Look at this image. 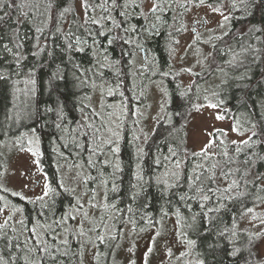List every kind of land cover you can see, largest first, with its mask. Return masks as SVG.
Segmentation results:
<instances>
[{
	"label": "trees",
	"instance_id": "trees-1",
	"mask_svg": "<svg viewBox=\"0 0 264 264\" xmlns=\"http://www.w3.org/2000/svg\"><path fill=\"white\" fill-rule=\"evenodd\" d=\"M223 1L206 3L217 6ZM229 1L235 8L231 6L226 35L213 43L212 63L196 73L190 84H184L172 68L171 49L178 32L172 10L162 31L147 39L143 36L146 19L121 15L120 9L111 8V0L106 4L105 0H88L92 8L87 17L78 0H0V139L35 129L41 161L55 190L44 202L13 195L1 187L0 193L23 210L27 227L38 220L39 233L46 232L42 238L48 245L67 253L59 256L57 264H82L75 232H70L66 246L51 237L53 230L62 229V218L76 200L62 182V160L71 165L82 162L89 184L104 185L106 208L115 212L118 230L128 222L137 228L152 225L174 212L183 230H188L187 239L195 241L192 249L204 264H264L258 248L264 236V210L256 211L264 205V179H257L264 177V0ZM108 16L111 18H105ZM92 19L100 24H93ZM77 40L87 44L77 45ZM140 53L154 63L148 64L143 75L136 74L134 81L133 61ZM214 75L221 78L219 82H211ZM156 79L163 80L168 90L165 116L144 143L137 145L133 111L146 103L147 86ZM104 82L117 88L113 96L126 107L129 118L120 139L117 192L111 191V183L104 184L111 180L115 163H105L100 144L104 121L91 104L97 84ZM202 103L220 104L234 125L249 136L253 131L258 135L249 144H233L221 129L223 134H212L213 152L193 155L200 151L188 145L187 127L197 111L193 105ZM138 148L143 149L142 158H138ZM157 159L158 165L154 163ZM174 159H179V169L174 167ZM137 164L143 168L146 183L143 194L133 200L130 193ZM233 181L238 186L225 193ZM240 192L244 195L238 196ZM204 195L210 199L204 201ZM228 195L234 198L228 199ZM248 208L254 211L248 213ZM246 219L254 223L252 227ZM254 227L259 231H253ZM8 230L6 237L0 235L2 256L13 264L33 260L40 264L42 254L29 251L35 242L24 241L16 229ZM251 237L255 238L250 241Z\"/></svg>",
	"mask_w": 264,
	"mask_h": 264
},
{
	"label": "rangeland",
	"instance_id": "rangeland-1",
	"mask_svg": "<svg viewBox=\"0 0 264 264\" xmlns=\"http://www.w3.org/2000/svg\"><path fill=\"white\" fill-rule=\"evenodd\" d=\"M152 2L153 0H123L117 4L121 6L118 9L126 15L125 17L142 16L146 19L143 36L147 39L162 31L167 23V14L172 13V19H178V32L171 49L172 68L177 71L184 84H190L196 73L203 71L212 63L213 43L216 38L224 35L228 30L229 21L221 28L222 16L212 12L207 7L208 3L196 7L186 3V0H162L163 11L152 14L149 12ZM78 3L81 6V0H78ZM230 4L231 1L225 0L217 6L222 5L224 15L229 16ZM124 5L127 6L124 7ZM111 8L116 7L111 6ZM170 10H172L171 13H169ZM76 44L83 46L87 43L77 40ZM149 63H154V60L146 53H140L134 58V81H137L136 74L141 73L143 75L147 71ZM185 69H191V72L185 71ZM220 79L214 75L211 77V82H219ZM115 92H117L116 87L112 86L110 82H104L97 84L91 98V104L104 121L101 147L105 161L109 163L119 162L120 157L119 153L113 157L110 149L115 145H108L106 141L114 138L112 133H118L117 144L120 148L123 126L129 119L126 107L113 96ZM167 102L166 83L161 79L152 81L147 86L146 103L135 107L133 111L134 120H131V123H133L134 137L137 143H144L153 132L157 122L165 116ZM208 104L202 103L205 107L196 111L189 121L187 142L192 149L200 151L207 143L208 137L193 134L194 129L203 127H207L210 132H212L213 127L225 130L229 141L240 143V141L247 139L249 132L240 128L239 132L232 131L233 121L227 117L224 109L219 108V112L225 116L224 120L219 121L214 118L217 110L206 107ZM28 140H32L33 145H29ZM37 141L40 153L39 139L33 132L14 137L4 136L0 139V187L12 193H19L18 196L30 200H37L36 197L42 195L45 181L50 185L40 155L32 157L31 153L26 151L28 147L36 145ZM210 152H213V144L207 150V153ZM34 159L40 161L39 166L32 163ZM59 167L64 186L75 194L76 200L75 204L65 214V216H74L75 219L63 220L62 229L56 235L61 241L67 240L70 232H75L78 235L82 264H129V261L132 260L135 261V264H143V254L149 246L153 247V252L148 257L149 264H197V261H200L192 246L187 243L189 240L187 239L188 230H183L182 221L178 214L171 212L160 217L155 224L140 228L128 222L118 230L115 223V212L108 211L106 208L104 185L95 184L91 186L89 184L88 170L82 162L71 165L62 160ZM48 197L39 201L44 202ZM77 201L82 205L79 210H77ZM0 208L5 209L3 213H0V223L11 217L9 225L0 230V235L9 231L10 228L20 232L24 231L18 223L21 220L26 221L23 210L1 193ZM262 210H264V205L256 209L258 212H262ZM246 222L251 227V223L254 224L247 219ZM253 231L258 232L259 230L254 227ZM109 233L116 235L117 239L115 241L106 240L101 247L102 244L96 240V235ZM153 238H155L154 244ZM258 248L260 253L264 254V236L260 238ZM169 249L171 254L168 252ZM181 253L184 255L181 256ZM33 262L39 264L37 260H33ZM0 264L13 263L6 260L0 253Z\"/></svg>",
	"mask_w": 264,
	"mask_h": 264
},
{
	"label": "snow or ice",
	"instance_id": "snow-or-ice-1",
	"mask_svg": "<svg viewBox=\"0 0 264 264\" xmlns=\"http://www.w3.org/2000/svg\"><path fill=\"white\" fill-rule=\"evenodd\" d=\"M107 3V0H105V4ZM186 3H190V4H193V6H196V7H199V6H204L206 4V0H186ZM111 5L112 7H116V8H119L121 7L120 5L117 4L116 0H111ZM127 5H124V7H126ZM233 8H235V4L233 3L231 5ZM82 7L84 8V12H85V16L87 17L88 14H89V10L90 8H92L91 5H89L88 3V0H82ZM102 8H104L105 11H107V9L105 8V5H101ZM169 7H171V5H169ZM207 7L214 13H219L221 16H222V21L220 22V27L223 28L224 24L226 22L229 21V16L228 15H224L223 11H222V5L221 6H213L212 4H207ZM67 11V9L65 10ZM158 11H163V8H162V0H153L152 4H151V7L149 8V12L152 13V14H155L157 13ZM121 15H124V13H121ZM107 19H110L111 17L108 16V17H105ZM91 22L93 24H100V20L98 19H92ZM37 31H40V29H37ZM125 31H128L127 29ZM131 31H135V28L133 27L131 29ZM100 35H104V33H99ZM91 35V33H90ZM226 35V34H225ZM79 42V41H78ZM113 41L111 39L108 40V43L111 44ZM7 48V46H5ZM72 45H68V48H71ZM10 51V49H8ZM78 51H83V48H80L78 49ZM19 62V61H17ZM77 68H79V66L77 65L76 66ZM185 71H188V72H191V69H185ZM164 75H168V73H164ZM111 94V93H109ZM207 99V97H206ZM220 103H223L222 101ZM163 107V105H162ZM193 107L197 110V111H200L201 109H203L205 107V105H193ZM206 107L208 108H211V109H214V110H217L215 112V115H214V118L216 120H219V121H222L225 119V116L223 114H221L219 112V108H220V104H217V103H209L208 105H206ZM57 127H59V125H57ZM85 127L87 128H90L92 127V125H85ZM253 128L256 127V125H252ZM33 133H35V129L32 130ZM100 129L97 128L96 129V133H99ZM215 131H221V133L223 134V130L221 129H216L215 127H213V130L212 132H210L208 130L207 127H203V128H200V129H194V135H203V136H206L208 137V141L206 144H204V146L200 149V152L198 153H193V155H206L207 154V150L209 147L212 146V144L214 143V140L212 139V134L213 132ZM232 131L233 132H239V128L236 126V125H233L232 126ZM94 133V135L96 134ZM240 134H243V133H240ZM258 135L257 132L253 131L251 133L250 136H248L247 139L245 140H242L240 141V143L242 144H249V142H252V139L254 136ZM112 136L114 137L113 139H108L106 141V143L108 145H115L113 147H111V152L113 154V157L116 156V154L119 153L120 151V148L117 144V140L119 139V134L118 133H112ZM233 144L236 143V141H232ZM28 144L29 145H33V141L32 140H28ZM24 150V149H22ZM27 152L31 153L32 157H38L40 155L39 153V148H38V141L36 143V145H34L33 147H28L26 149ZM240 149L238 148L237 149V152H239ZM169 152L171 153V156L172 157H176V153L171 149L169 148ZM137 153H138V158H142V156L144 155L143 153V149L142 148H138L137 149ZM226 155V153H225ZM165 159H168V157H165ZM261 159H264V157H262ZM32 163L36 166H39V163L40 161L38 159H34L32 161ZM89 163H91V161H89ZM105 163H108V161H105ZM155 164H160V160L157 159L154 161ZM172 163L174 164V167L176 169H179L180 168V161L179 159H174L172 161ZM94 166V165H93ZM114 171H113V174H112V178L111 180H105L104 181V184L107 186L109 183H111L112 187H111V191L112 192H117L118 191V185L115 183V179H116V176L115 174L117 172H119L121 170L120 168V164L119 162L117 161L114 165ZM23 174V173H22ZM173 176H176V173H172ZM134 178H135V183H133L131 185V188H132V192L130 193V196L133 200H136L137 197L141 196L144 192V184L146 183L145 181V177L143 175V168L140 164H137V171L136 173L134 174ZM197 180L200 179L199 176L196 177ZM210 180L214 179V176L213 177H209ZM257 179H264V177H257ZM167 182L165 181V184ZM234 186H238V182L237 181H233L232 184H230L228 186V188L224 189V192L225 193H231L232 189ZM60 187H63V185L61 184ZM55 190L52 189L50 187V185L47 183V181H45L44 185H43V190H42V195L36 197L37 200H41L43 201L45 199V197H48L50 195V193H53ZM209 191H212L211 189H209ZM13 195H19V193H13ZM238 196H242L244 195L243 192H240L237 194ZM228 199H233L234 197L231 196V195H228L227 197ZM183 199V197H182ZM202 199L204 201H208L210 199L209 195H204L202 197ZM95 207V205H93ZM46 207V205H45ZM82 205L79 204V201H77V210H79V208H81ZM201 207H204V205H201ZM216 211H218L219 209H215ZM5 211V209L3 208H0V213H3ZM128 211L130 212L131 211V208L128 209ZM208 211H213V209H209ZM248 213H252L254 211L253 208H248L246 210ZM85 215H87L85 213ZM10 219L11 217L5 219L3 221V223H0V230H3L5 229L9 223H10ZM65 219H75L74 216H65L62 218V220H65ZM195 219V217H193V220ZM18 223L20 224L21 228L24 230V231H28L31 233V237H30V240H34L35 243H34V246L32 249H30L29 251H34V252H39L42 254V260L40 261V264H44V261L45 260H50L52 261V264H57V261H58V258L59 256H62V255H67V253H60V250L59 248H51L47 241L42 238L41 234L38 232V228L40 227V222L37 220L35 222V225L31 228L27 227V225L25 224V222L23 220L21 221H18ZM179 223V221H178ZM157 235H159V233H157ZM260 234H256V236H259ZM4 237H6V233L3 234ZM255 237H251L250 238V241L252 239H254ZM117 239V236L116 235H111L110 233L105 235V234H97L96 235V240L100 242V244H104L106 242V240H112V241H115ZM155 242V238H153V244ZM10 243V241H9ZM63 245H67L68 244V241L67 240H64L61 242ZM187 243L189 245H194L195 244V241L193 240H188ZM129 251H131V249H129ZM153 252V247L152 246H149L147 248V250L145 251V253L143 254V264H149V261H148V257L149 255ZM169 254H171V250L169 249L168 250ZM59 254V255H58ZM184 253H181V256H183ZM33 264H35V262H33ZM129 264H135V261L132 260V261H129ZM197 264H204V261L200 260V261H197Z\"/></svg>",
	"mask_w": 264,
	"mask_h": 264
},
{
	"label": "flooded vegetation",
	"instance_id": "flooded-vegetation-1",
	"mask_svg": "<svg viewBox=\"0 0 264 264\" xmlns=\"http://www.w3.org/2000/svg\"><path fill=\"white\" fill-rule=\"evenodd\" d=\"M58 231L54 232V234L51 236L52 237V241L57 240L58 237L56 235ZM20 233H22L21 237L23 238L24 241L30 240L31 237V233H29L28 231H21ZM46 234V232L41 233V236L43 237V235ZM30 241H34V240H30ZM35 242V241H34Z\"/></svg>",
	"mask_w": 264,
	"mask_h": 264
},
{
	"label": "bare ground",
	"instance_id": "bare-ground-1",
	"mask_svg": "<svg viewBox=\"0 0 264 264\" xmlns=\"http://www.w3.org/2000/svg\"><path fill=\"white\" fill-rule=\"evenodd\" d=\"M135 134V133H134ZM134 141H135V143L137 144V145H140V143H137V141H136V139L134 138ZM101 144V143H100ZM76 159H79L78 157H76ZM54 232H56V231H58V230H53ZM38 261V260H37ZM51 263V261H48L47 260V262H46V264H50Z\"/></svg>",
	"mask_w": 264,
	"mask_h": 264
}]
</instances>
